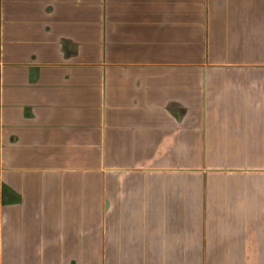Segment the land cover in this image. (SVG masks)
<instances>
[{
    "label": "crops",
    "instance_id": "obj_1",
    "mask_svg": "<svg viewBox=\"0 0 264 264\" xmlns=\"http://www.w3.org/2000/svg\"><path fill=\"white\" fill-rule=\"evenodd\" d=\"M0 264H264V0H0Z\"/></svg>",
    "mask_w": 264,
    "mask_h": 264
}]
</instances>
